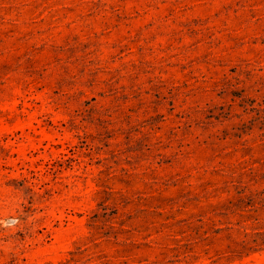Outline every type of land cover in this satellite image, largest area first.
Segmentation results:
<instances>
[{"label": "rangeland", "instance_id": "1", "mask_svg": "<svg viewBox=\"0 0 264 264\" xmlns=\"http://www.w3.org/2000/svg\"><path fill=\"white\" fill-rule=\"evenodd\" d=\"M0 264H264V0H0Z\"/></svg>", "mask_w": 264, "mask_h": 264}]
</instances>
